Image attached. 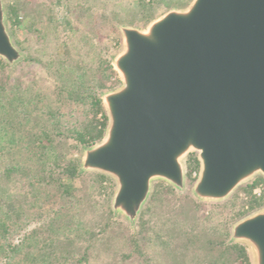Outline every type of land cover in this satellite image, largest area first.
<instances>
[{
    "label": "water",
    "instance_id": "obj_1",
    "mask_svg": "<svg viewBox=\"0 0 264 264\" xmlns=\"http://www.w3.org/2000/svg\"><path fill=\"white\" fill-rule=\"evenodd\" d=\"M118 30L111 64L120 86L101 94L104 138L83 148L79 164L114 181L113 216L133 229L154 181L183 193L189 154L199 163L190 190L198 203L224 202L264 177V0H192L145 29ZM0 59H22L3 0ZM228 243L264 264V209L233 224Z\"/></svg>",
    "mask_w": 264,
    "mask_h": 264
},
{
    "label": "rangeland",
    "instance_id": "obj_2",
    "mask_svg": "<svg viewBox=\"0 0 264 264\" xmlns=\"http://www.w3.org/2000/svg\"><path fill=\"white\" fill-rule=\"evenodd\" d=\"M191 1L3 0L5 15L6 9L10 7L16 11L17 19L22 21L15 28L13 40L10 36L14 47L22 54V59L12 66L8 65L10 71L4 72L0 66V93L4 86V90H9L7 83L12 84L17 81L21 91L25 94L24 97L34 94L47 96L37 105L40 107L53 98L49 96L53 85L49 76L50 67H57L63 63L73 68L78 66L88 70L91 67H101L104 61H108L112 68V59L122 51L119 26L145 29L151 21L161 17L170 9H184ZM32 19H39L36 26L39 34L28 30V22ZM28 54L40 63L34 60H24ZM115 75L116 77L113 76L107 84L109 86L113 84L111 90L102 93L116 90L120 86L118 74L115 73ZM4 76H8V80ZM62 113L65 125L71 126L76 123L84 128L85 124L91 123L88 119V112L77 106L65 105ZM105 129L102 138H104ZM101 139L94 144L100 142ZM69 144L74 143L69 141ZM82 152L83 148L75 147L71 148L68 153L80 164ZM191 156L196 157V154H189L183 161L185 191L177 193L166 183L154 181L147 203L139 213L141 217L139 215L133 229L123 218L113 216L111 203L116 189L114 181L104 176L108 181L99 183L93 176L97 173H84L82 179L74 182V186L80 189L77 194L81 201L78 203L73 198H69L70 201H62L59 194H54L44 200L45 204L42 209L36 206L30 207L31 204L22 195L26 191L25 186L17 178L0 183V196L9 195L15 202V207L22 205L27 208L25 218L21 219L17 225L20 229V236L45 223L48 217L52 216V210L64 206L60 211L62 217L56 219L54 226L44 227L41 232L57 239L58 249L55 251L57 254L72 255V257L85 254L86 258L81 264H170L171 254H168L167 244L172 240V236L179 235L181 230L199 229L204 226L212 231L214 228L222 235L228 233V240L233 224L255 211L264 209V177L261 176L238 187L224 202H196L190 190L197 179L199 163L190 164ZM10 160L9 156H0V171L10 163ZM19 161L21 162L22 158ZM194 166L197 168H190ZM165 185L169 186L172 192L165 189ZM257 193H260V196ZM252 199L260 200L262 206L250 211ZM189 200L201 207L195 210ZM186 204L188 207H185ZM109 211L114 223L110 227L107 226ZM139 218H141L139 225L142 226L143 233H139L134 245L126 239V236L129 233L138 232ZM77 221L82 223L84 231L70 244L64 240V237L72 238L78 235L74 230L76 226L72 224L73 229L70 231L65 225L67 222L71 224ZM125 230H127L126 234ZM85 231L87 232L84 233ZM217 233L214 234L215 237H218L219 233L218 235ZM122 234L124 235L121 236ZM19 235L12 236V243H17ZM246 249L249 253L250 264H253L251 253L247 247Z\"/></svg>",
    "mask_w": 264,
    "mask_h": 264
},
{
    "label": "trees",
    "instance_id": "obj_3",
    "mask_svg": "<svg viewBox=\"0 0 264 264\" xmlns=\"http://www.w3.org/2000/svg\"><path fill=\"white\" fill-rule=\"evenodd\" d=\"M17 18L15 10L10 7L6 9V22L12 40L15 28L22 22ZM38 20L32 19L28 22V30L39 34V29L36 27ZM64 23L68 24L66 21ZM14 43L17 45L15 41ZM24 60L40 63L29 54ZM0 66L4 72L10 71L8 64L1 60ZM49 76L53 81L49 96L53 98L40 107L37 105L47 96L34 94L24 97L25 94L17 81L12 84L7 83L9 90H4V86L0 93V156L11 158L10 163L0 171V183L11 178L21 180L26 189L22 194L23 198L28 200L30 207L36 206L40 209L45 204L44 200L54 194H59L62 201H67L69 198H73L76 203L81 201L77 194L80 189L74 186V182L82 179L84 173L80 172L79 162L68 152L71 148L92 146L102 138L107 117L99 95L111 90L113 84L110 86L107 84L113 76L116 77L108 61H104L101 67H91L88 70L78 66L73 68L62 63L57 67H50ZM4 78L8 80V76ZM65 105L77 106L88 112L90 118L87 116L91 123L85 124L84 128L76 123L71 126L65 125L62 113ZM69 141L74 144H69ZM193 163L197 165L196 157L191 158L190 164ZM93 176L99 183L108 181L103 175ZM164 188L172 192L169 186L165 185ZM251 202L250 211L262 206L260 200L252 199ZM189 203L195 210L201 207L193 201L189 200ZM63 207L52 210V216L48 217L45 223L20 236L17 225L25 218L27 208L22 205L15 207V202L9 195L0 196V264H81L86 258L84 253L74 257L57 254L55 253L58 249L57 239L41 232L44 227L54 226L56 219L62 217L60 211ZM185 207H188V204ZM182 208L184 209L183 206ZM111 217L109 211L107 216L109 227L114 224ZM140 220L141 218L138 225ZM72 224L76 226L74 230L78 235L73 236L74 238L64 237V240L70 244L84 231L80 221L71 224L67 222L65 226L71 231ZM139 227L137 233H129L126 236V239L134 245L139 233H143L142 226ZM217 232V229L213 228L209 231L202 226L199 229L181 230L179 235L172 236V240L167 244L168 254H171L170 264H250L249 253L245 246L229 244L228 233L222 235L218 232V235ZM215 233L218 237L214 236ZM13 235H19L16 244L12 243Z\"/></svg>",
    "mask_w": 264,
    "mask_h": 264
},
{
    "label": "built area",
    "instance_id": "obj_4",
    "mask_svg": "<svg viewBox=\"0 0 264 264\" xmlns=\"http://www.w3.org/2000/svg\"><path fill=\"white\" fill-rule=\"evenodd\" d=\"M258 196H260V193H257Z\"/></svg>",
    "mask_w": 264,
    "mask_h": 264
}]
</instances>
